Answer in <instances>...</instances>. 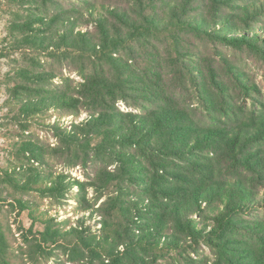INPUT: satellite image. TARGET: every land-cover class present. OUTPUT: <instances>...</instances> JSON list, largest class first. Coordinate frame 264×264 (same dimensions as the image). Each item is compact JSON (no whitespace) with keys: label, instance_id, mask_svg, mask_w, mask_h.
I'll return each instance as SVG.
<instances>
[{"label":"trees","instance_id":"16d2710c","mask_svg":"<svg viewBox=\"0 0 264 264\" xmlns=\"http://www.w3.org/2000/svg\"><path fill=\"white\" fill-rule=\"evenodd\" d=\"M5 8L0 60L21 61L6 81L0 66V86L9 82L14 118L42 122L58 144L16 143L32 165L2 179L57 201L76 188L99 225H47L45 244L67 249L71 264H264V0H0V16ZM49 159L86 180L37 169ZM38 251L27 256L42 264ZM10 252L0 221V264H14Z\"/></svg>","mask_w":264,"mask_h":264},{"label":"rangeland","instance_id":"374dc122","mask_svg":"<svg viewBox=\"0 0 264 264\" xmlns=\"http://www.w3.org/2000/svg\"><path fill=\"white\" fill-rule=\"evenodd\" d=\"M10 19L9 10L5 8L0 16V49L3 46L7 47L5 42L8 36V22ZM237 59L242 56L238 55ZM21 61L20 53L6 54L1 58V78L6 81V76L11 73L15 66V61ZM73 78L79 80L76 75ZM9 82H4L0 86V221L11 249L10 255L14 264H35L32 262L28 252L33 249H40L37 254L38 262L42 264H71L68 263L67 249L59 246L45 244L42 233L45 232L46 226L51 225L55 229L60 228L63 232H67L70 228L75 227L79 220L86 217V226H92L93 231L98 230V221L96 219L88 220V213L80 210L78 202H76V188L72 191L65 200L57 201L44 197L40 192L31 190L29 192H22L16 187L4 182L3 174L5 171L12 172L15 165H25L23 169L31 167L27 160L19 162L15 151V144L21 141H26L29 138L34 139L46 148L48 145H57V140L53 137V132L44 126L42 122L31 120L30 123H25L14 118V112L9 104L6 87ZM56 114H49L46 119L42 120L46 123L53 124ZM29 127V128H28ZM28 131H24V130ZM37 169L49 172H64L65 169L60 162L57 164L56 160L49 159L44 165V168ZM65 174L70 176V179H78L84 181L85 176L83 169L80 167L66 170ZM94 196V191L89 190V199ZM23 202V206L19 202ZM100 201L96 208L100 206ZM30 242L31 244H29ZM15 255V256H14ZM44 255V256H42Z\"/></svg>","mask_w":264,"mask_h":264}]
</instances>
